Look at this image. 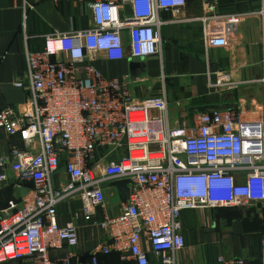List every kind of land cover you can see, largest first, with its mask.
Returning a JSON list of instances; mask_svg holds the SVG:
<instances>
[{
  "label": "built area",
  "instance_id": "obj_1",
  "mask_svg": "<svg viewBox=\"0 0 264 264\" xmlns=\"http://www.w3.org/2000/svg\"><path fill=\"white\" fill-rule=\"evenodd\" d=\"M41 1L20 0L23 31ZM76 2L89 10L90 28L46 34L37 51L25 37V80L17 86L27 93L28 109L0 110V128L22 145L0 158V184L27 190L0 206V264H70L71 255L57 261L50 252L77 245L75 223H57L59 205L74 198L85 216L104 213L96 223L105 233L101 254L117 253L135 264H151L150 256L175 264L185 247L183 211L264 205V5L251 14L261 28L263 76L251 83L261 86L260 102L246 111L196 112L190 126L172 127L164 93L136 100L126 81L104 77L94 62L161 57V16L180 12L186 0ZM229 19H199L206 49L225 44L216 23ZM214 75L208 86L222 93L245 85L222 70ZM61 166L69 180L56 189L53 177ZM123 180L128 198L117 216H106V188ZM29 181L33 187H23ZM261 248L264 264V230ZM80 264L100 262L94 253Z\"/></svg>",
  "mask_w": 264,
  "mask_h": 264
},
{
  "label": "crops",
  "instance_id": "obj_2",
  "mask_svg": "<svg viewBox=\"0 0 264 264\" xmlns=\"http://www.w3.org/2000/svg\"><path fill=\"white\" fill-rule=\"evenodd\" d=\"M264 5V0H186L180 12L163 13L161 57L154 56L136 63L123 59L115 62H94L95 68L106 78L126 81L132 97L142 100L165 94L168 120L172 127L190 126L196 112L209 109L242 107L245 111L261 99V86L251 84L263 76L260 20L251 15ZM226 17L227 22L216 23L221 28L225 44L206 49L204 25L199 19L207 16ZM20 0H0V110L8 106L16 113L26 112L27 93L17 84L24 81V44L33 50L43 48V36L53 32L65 33L85 30L91 26L90 12L76 0H43L28 14L26 28H21ZM216 34L219 35L218 30ZM124 34V46L128 48ZM227 72L234 82L245 83L239 90L222 93L209 88L215 80L214 72ZM247 83V85H246ZM251 84V85H249ZM259 97L256 99V97ZM153 115H158L156 112ZM21 147L17 137H9L0 128V158L8 159L13 147ZM63 166L53 177L58 189L68 183ZM31 189V188H27ZM20 191L9 184H0V206L20 198ZM105 215L117 216L125 199L118 187L108 185L105 191ZM100 209L85 216L77 198L66 200L57 209V223H75L77 245L52 250L57 261L70 257V264L94 253L100 264H135L121 260L117 253L103 255L105 233L96 223L103 219ZM185 247L175 255V264H260L261 239L264 230V205L244 208L187 210L181 214ZM151 258V264H158ZM3 264H19L11 261Z\"/></svg>",
  "mask_w": 264,
  "mask_h": 264
},
{
  "label": "water",
  "instance_id": "obj_3",
  "mask_svg": "<svg viewBox=\"0 0 264 264\" xmlns=\"http://www.w3.org/2000/svg\"><path fill=\"white\" fill-rule=\"evenodd\" d=\"M139 66V64L138 63H136V62H132L131 63V65H130V67H131V69H133V68H137ZM128 181H126V180H123V181H116V182H114V183H112V185L113 186H115V187H118L119 189H120V192L122 193V195H123V198L125 199V200H127V198H128V195H129V190H128ZM22 185H23V187H25V188H32L33 187V184H32V182H23L22 183ZM27 190H20V195H21V197H23L27 192H26ZM86 259V257H84V258H82L80 261H79V263H83V261Z\"/></svg>",
  "mask_w": 264,
  "mask_h": 264
},
{
  "label": "rangeland",
  "instance_id": "obj_4",
  "mask_svg": "<svg viewBox=\"0 0 264 264\" xmlns=\"http://www.w3.org/2000/svg\"><path fill=\"white\" fill-rule=\"evenodd\" d=\"M258 98H259V97L257 96L256 99H258ZM259 102H260V100H259ZM255 103H258V100H257ZM251 107H252V106H251ZM247 110H249V109H247Z\"/></svg>",
  "mask_w": 264,
  "mask_h": 264
},
{
  "label": "trees",
  "instance_id": "obj_5",
  "mask_svg": "<svg viewBox=\"0 0 264 264\" xmlns=\"http://www.w3.org/2000/svg\"><path fill=\"white\" fill-rule=\"evenodd\" d=\"M15 201H18V199L17 200H15ZM7 206V205H6ZM2 207V206H1Z\"/></svg>",
  "mask_w": 264,
  "mask_h": 264
}]
</instances>
